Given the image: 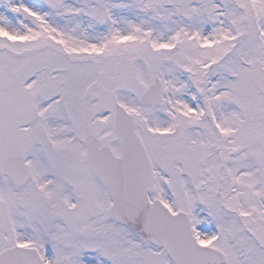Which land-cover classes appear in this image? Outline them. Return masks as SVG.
I'll list each match as a JSON object with an SVG mask.
<instances>
[{"label": "snow or ice", "instance_id": "snow-or-ice-1", "mask_svg": "<svg viewBox=\"0 0 264 264\" xmlns=\"http://www.w3.org/2000/svg\"><path fill=\"white\" fill-rule=\"evenodd\" d=\"M0 264H264V0H0Z\"/></svg>", "mask_w": 264, "mask_h": 264}]
</instances>
